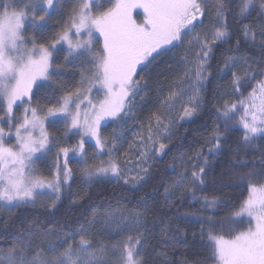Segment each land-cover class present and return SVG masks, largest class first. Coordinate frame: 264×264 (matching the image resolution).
Instances as JSON below:
<instances>
[{
    "label": "snow or ice",
    "instance_id": "6c2138e0",
    "mask_svg": "<svg viewBox=\"0 0 264 264\" xmlns=\"http://www.w3.org/2000/svg\"><path fill=\"white\" fill-rule=\"evenodd\" d=\"M256 49L259 58L249 54ZM152 91L157 106L141 122L137 112ZM206 110L212 127L203 144L174 157L180 170L165 165L175 179L161 181L169 211L191 195L201 215L177 209L157 239L149 227L157 208L145 197L132 209L93 206V187L136 189L153 179L180 122ZM102 121L116 125L108 136ZM58 124L61 139L49 132ZM71 137L76 144L62 146ZM53 148V178L45 179L33 165ZM218 162L227 165L219 172ZM233 187L243 189L236 202L196 194ZM4 211L9 244L0 247V264H264V0H0ZM181 223L199 224L191 242ZM181 248L191 259L169 258V249Z\"/></svg>",
    "mask_w": 264,
    "mask_h": 264
},
{
    "label": "trees",
    "instance_id": "16d2710c",
    "mask_svg": "<svg viewBox=\"0 0 264 264\" xmlns=\"http://www.w3.org/2000/svg\"><path fill=\"white\" fill-rule=\"evenodd\" d=\"M142 10V9H141ZM27 35V33H26ZM181 49H174V52L180 53ZM254 58H259V50L256 49L249 53ZM63 61V53L59 54L57 60L55 61L57 64L62 63ZM163 68V62L161 61L158 65L153 68V78L160 79V77L156 76V73L159 72ZM65 79H71L70 77H65ZM223 83V82H221ZM247 93H245L246 95ZM99 95V94H98ZM143 95V94H142ZM95 99L97 98V92L93 93ZM35 99V98H34ZM235 99V97H233ZM139 100V98H138ZM43 102V101H42ZM157 106L156 94L154 91L149 92L146 96L145 100L141 105V109L137 112V120L141 122H145L150 112L155 110ZM209 109L211 108V104L207 106ZM240 113H237L239 116ZM131 122V121H129ZM113 127H116L115 124L108 122L101 127V132L103 135L108 136L111 133ZM212 127V118L211 114H209L206 110L205 114H203L199 119H197L194 123H188L181 121L180 125L174 130L175 136L172 140L171 151L168 152L167 156L163 158V160H158L156 162V166L153 170V179L149 180L147 184L143 187H138L136 189L130 188L126 185H116L115 183H104L98 187H93L90 190V194L92 196V204L93 206H101L102 208H107L109 205H123L128 209H132L137 206V201L140 197H145L148 201V204L154 208H157L155 213L156 219L154 220L152 217L149 218V227L152 229L153 234L159 239L160 229L163 226L161 221L168 222L169 217L177 214V209L179 214H195L196 216L201 215L199 212L200 204L192 199L191 195H187L183 202H176V208H173L171 211L167 209L165 206V193L164 187L161 186V181L166 184H170L175 179V173H173L170 169H166L165 165H175L177 164V159L174 157H178L181 153L187 154V156H191L195 149H198L203 144V137L211 131ZM49 131L53 133L58 139H61L63 127L61 124L56 125L55 127H49ZM240 133L235 132L232 133L231 136L233 139H238ZM79 137H71L66 142H63V146H71L76 144ZM167 143V141L165 142ZM119 153H122L128 147V138L125 139L124 143L119 146ZM89 154H91L92 149L89 146L88 148ZM248 157L251 158L254 153L249 152ZM255 155H259V153H255ZM39 165L41 166L43 172L47 175L53 176L54 169L52 167V161L39 159ZM70 167H77L75 163V159L70 160ZM226 163L218 162L216 165V171L219 172L221 167H226ZM77 176V181L73 183V190H79V176ZM82 187V186H81ZM242 188H227L224 191H213L211 188L206 190V193H201L197 191V195L207 194L209 196L216 195L220 196L224 199H230L233 202L238 201L241 198ZM246 195V193H244ZM155 201V204L153 203ZM67 204V201H65ZM140 207H143L140 205ZM230 206H224L218 215H222L224 212L229 210ZM91 209H89V212ZM64 209H61L60 213H57L58 216L63 215ZM212 212L203 213V215H213ZM35 215V213H34ZM74 215H78V211L74 213ZM0 217L3 219L8 218L7 212H0ZM43 219V216L40 217ZM81 223L83 221H80ZM173 224L177 223V221H171ZM0 224H2V220H0ZM181 228L186 229L188 234L189 242H191V236L193 232L199 233V224H187L181 223ZM9 231H14V229H9ZM9 244L7 234L4 232L3 227L0 226V247H7ZM191 256L188 252L184 251V249H178L176 251H172L169 249V258L173 260H178L181 256Z\"/></svg>",
    "mask_w": 264,
    "mask_h": 264
},
{
    "label": "rangeland",
    "instance_id": "374dc122",
    "mask_svg": "<svg viewBox=\"0 0 264 264\" xmlns=\"http://www.w3.org/2000/svg\"><path fill=\"white\" fill-rule=\"evenodd\" d=\"M133 15H134V18L137 20V22H140L141 20H142V18H143V11L141 10V9H136V10H134V13H133ZM97 36H98V34H97ZM180 53H181V50H180ZM93 93H96L95 91H93ZM93 93L91 94L92 95V97L95 99V97L93 96ZM99 94V95H98ZM97 98H102V94H100V93H97ZM16 111V115H21L22 114V107L21 108H19V109H16L15 110ZM109 121H102L101 123H102V125H104V124H106V123H108ZM129 123H131V122H129ZM136 131H138V128H136V127H133V128H127L126 130H125V132H124V137H125V139L126 138H128V141H131L132 139H133V135H132V133H134V132H136ZM50 132V131H49ZM51 133V132H50ZM58 139V138H57ZM125 141V140H124ZM11 142V141H10ZM164 142H166V141H164ZM91 143V142H90ZM62 146H63V144H62ZM119 150H120V147H119ZM54 152H55V148H53V150H52V152H50L46 157H44L43 159H45V160H49V161H53V159H54ZM123 153V152H122ZM120 153L118 152L117 153V155H119ZM182 154V153H181ZM180 154V155H181ZM179 155V156H180ZM178 156V157H179ZM39 159H37L36 161H35V163H34V165H33V167L35 168V169H37V175H39L40 177H42V178H45V179H52L53 178V176H49V175H47V174H45L44 172H43V170H42V168H41V166L39 165ZM176 169H177V171H179L180 170V161L177 159V164H176ZM73 171H74V173L76 174V175H78L79 176V169H78V167H73ZM122 183V182H121ZM126 186H128V187H130L129 185H126ZM131 188V187H130ZM178 194V193H177ZM166 196V195H165ZM168 199H173V197H171V196H169V197H167ZM115 206H120V207H124L123 205H115ZM115 206H113V207H115ZM124 208H126V207H124ZM128 209V208H127ZM4 212H6V211H4ZM97 227H100L99 225L97 226ZM115 238L117 239V237H115V236H113V237H110V239L111 240H115ZM107 242V241H106ZM8 247V246H7ZM7 247H3V248H7Z\"/></svg>",
    "mask_w": 264,
    "mask_h": 264
},
{
    "label": "bare ground",
    "instance_id": "6f19581e",
    "mask_svg": "<svg viewBox=\"0 0 264 264\" xmlns=\"http://www.w3.org/2000/svg\"><path fill=\"white\" fill-rule=\"evenodd\" d=\"M116 239V238H115Z\"/></svg>",
    "mask_w": 264,
    "mask_h": 264
}]
</instances>
